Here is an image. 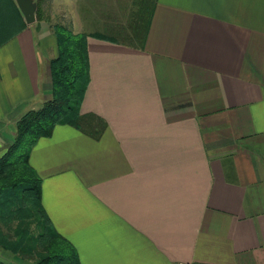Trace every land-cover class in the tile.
Listing matches in <instances>:
<instances>
[{"label":"crops","instance_id":"0c3cea01","mask_svg":"<svg viewBox=\"0 0 264 264\" xmlns=\"http://www.w3.org/2000/svg\"><path fill=\"white\" fill-rule=\"evenodd\" d=\"M134 9L142 44L86 36L93 131L58 123L31 148L47 214L82 264H264V0ZM24 20L0 0V152L52 95L56 36Z\"/></svg>","mask_w":264,"mask_h":264},{"label":"trees","instance_id":"16d2710c","mask_svg":"<svg viewBox=\"0 0 264 264\" xmlns=\"http://www.w3.org/2000/svg\"><path fill=\"white\" fill-rule=\"evenodd\" d=\"M147 21V13L139 10V24L131 27L132 34H125L126 38L142 44ZM51 29L58 47L50 60L52 95L18 117L13 139L0 152V246L22 260L32 259L33 264H82L76 247L54 227L43 206L42 179L31 165L30 151L58 123L93 131L95 126L89 127L88 115L81 112L89 81L85 39L90 33L119 39L114 31L76 32L64 22L52 23ZM24 210L28 215L23 218ZM0 264L8 263L0 259Z\"/></svg>","mask_w":264,"mask_h":264},{"label":"rangeland","instance_id":"374dc122","mask_svg":"<svg viewBox=\"0 0 264 264\" xmlns=\"http://www.w3.org/2000/svg\"><path fill=\"white\" fill-rule=\"evenodd\" d=\"M35 1L37 2L38 10H36V20L34 22L38 23V25L42 24L51 28L52 23L64 22L74 31L82 30L88 32L100 29L102 32H108L110 34L114 31L121 38H126L127 36L125 34H130L128 31L131 29V27H128V23L131 20L130 13L133 14L136 11L134 8L138 6V0H94L91 1L92 6L89 4V0ZM104 22L107 24V27L103 26ZM126 39L131 40L129 37ZM34 108H37V105ZM89 119L91 118L89 117ZM89 119V127L95 126V123L98 122L95 119ZM22 215L23 218L27 216V211L24 210ZM33 226L31 224L30 228ZM1 253L0 258L8 264L33 263L32 259L22 260L17 255L13 257L12 254H9V257Z\"/></svg>","mask_w":264,"mask_h":264},{"label":"water","instance_id":"95a60500","mask_svg":"<svg viewBox=\"0 0 264 264\" xmlns=\"http://www.w3.org/2000/svg\"><path fill=\"white\" fill-rule=\"evenodd\" d=\"M27 23L36 20L37 2L35 0H16Z\"/></svg>","mask_w":264,"mask_h":264},{"label":"built area","instance_id":"2783aa9c","mask_svg":"<svg viewBox=\"0 0 264 264\" xmlns=\"http://www.w3.org/2000/svg\"><path fill=\"white\" fill-rule=\"evenodd\" d=\"M178 264H185L184 262H179Z\"/></svg>","mask_w":264,"mask_h":264}]
</instances>
